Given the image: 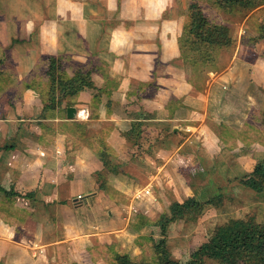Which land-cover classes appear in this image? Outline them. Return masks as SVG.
<instances>
[{"label": "crops", "instance_id": "0c3cea01", "mask_svg": "<svg viewBox=\"0 0 264 264\" xmlns=\"http://www.w3.org/2000/svg\"><path fill=\"white\" fill-rule=\"evenodd\" d=\"M95 2L85 0L83 7L76 0H0V264H92L98 255L106 264L80 210H92L91 217L105 210L106 224H122L114 213L121 202L112 195L128 193L124 179H149L157 207L166 200L171 205L204 193L222 195L218 186L228 183L223 177L244 176L264 161V58L232 60L228 72L201 73L181 57L182 29L171 26L175 16L164 17L161 0H151L147 18L141 2L115 0L114 8ZM107 16L122 20L123 32L103 48ZM152 22L155 31L148 29ZM105 53L113 54L115 64L105 62ZM48 57L60 59L66 76L73 67L90 71L94 89L45 109ZM234 67L247 72L238 77ZM68 108L76 110L73 120ZM136 124L143 125L146 140L133 146L125 134ZM141 192L134 197L147 198ZM221 207L197 216L192 239L205 241L200 224L212 222ZM51 242L65 246L64 257L61 251L47 255ZM17 249L24 255L18 258Z\"/></svg>", "mask_w": 264, "mask_h": 264}, {"label": "rangeland", "instance_id": "374dc122", "mask_svg": "<svg viewBox=\"0 0 264 264\" xmlns=\"http://www.w3.org/2000/svg\"><path fill=\"white\" fill-rule=\"evenodd\" d=\"M76 1H82V6L84 7L85 0ZM96 1L97 2L95 3L99 7H102L103 2H108L107 5L109 8L116 7L115 0ZM134 2L135 4H138L139 2L143 4V9L148 11L145 15V18H147V14H149V11H151L150 9L152 8L151 0H132L133 4ZM195 2L207 17L210 25H226L228 27L231 45L218 48L206 47L205 45L197 43L193 37H190L189 34H187V28L184 29L186 24H188V8L190 6V0H161V7L164 9V17L175 16L174 24L171 26L173 28L182 29L180 37L178 38L180 55L183 57L184 61H186L188 66H190V69L194 68L196 71L197 69H200L202 73L209 70L212 72H219L226 68L225 70L228 72L229 68H232L233 66L231 63L232 60H237L238 62L243 60L245 62L251 63V61L257 60V58H264V4L253 10H243L239 8L223 9L215 4L213 0H196ZM122 5L123 3H118V6ZM78 7L81 8V4H77V6L74 8L77 14L80 13V9ZM88 7L89 5L86 6V13H89ZM126 8H128V6ZM1 14H3V12ZM106 19L109 21L105 20L102 22L107 32L105 38H103L104 40L102 39L103 41L100 43L102 47L106 44L104 41L108 40L109 38L116 39L118 36L121 37L122 35L120 34L123 32L122 29L118 28L119 22L122 20H120L118 17L113 18L111 16H107ZM129 25V22H125L124 26L127 28ZM164 25L165 24H161L160 27H163ZM156 27L157 25L154 22L149 23L148 25V29L150 31H155ZM168 28H170V26ZM144 43H146V41H144ZM105 50L107 51V49ZM102 57H105L104 59L107 64L113 65L116 62V58H114L113 54L111 53H105ZM69 64L72 66H79L78 64L74 65L70 62ZM73 69L76 70L75 67H73ZM83 70L86 71L84 67ZM192 72L194 73L195 71L192 70ZM240 72L246 73L247 69L242 70L234 67V73L239 74L238 77H241ZM209 78L213 79L214 77L210 76ZM109 79H112V77L104 78L103 81ZM55 95H57V102L55 103L59 104L61 100L65 99V96H61L58 91L55 93ZM65 105H71V102L70 104L67 102ZM141 140H146L144 135H141ZM130 141V144L134 142L132 138ZM136 144H139V141L136 142ZM147 144L148 142H143L144 147L145 145L147 146ZM134 150H137V147L136 149L134 148ZM242 177L243 176L239 175L237 178H234L233 176L234 180L232 181L229 180L233 179L231 177H223V181L226 182L227 179L228 183H223L222 186L218 187L221 188V190H224V193L222 194L224 197H226L224 203L217 216H213L212 222L208 223L204 221L203 224H200L201 227H204L203 229H205V240L215 226L224 224L230 219H244L247 216H254L257 222H263L264 194L256 195L247 189L245 190L242 186L241 190L239 182ZM124 180L128 193L124 196H120L119 194L118 196L115 194L112 195V198H115L116 202H121L118 210H115L114 213L116 214L117 212L121 216L120 218L123 219V225H117L118 223L116 222L113 223L112 226L110 224H106L110 216L105 210H95L93 217H91L89 213L92 210L89 212H87L85 209L80 210L79 218L85 222V226L88 229L87 234L90 235L89 237H91L89 239H94V249L97 250V253L103 257L106 264H113L115 255H119L121 253H128L137 261L144 260L149 264H155L152 247L155 242L160 240L161 235L160 230L156 224H154V221H157L163 214H169L170 201L166 200L164 203H161L159 206L157 205V207H155V203L152 201L151 194L155 195L156 189L150 186L149 179H144V177L140 176L136 178L129 177ZM141 189L142 191H149V194L146 195L147 198L142 199V197H139V199L135 200V202L131 204L130 198H132V196L134 197V194L139 192ZM78 197L81 196L78 195ZM78 200L81 201L82 199L80 198ZM197 216L185 215L179 219L181 221H176L177 223L174 222L168 226L166 234L167 244L174 259L179 261L185 259L196 247L204 242L202 236L200 238L196 237L195 239H192L194 235H197L196 228L194 227L197 222ZM98 217L102 223L97 222ZM187 217H190L191 219ZM186 218L187 221H185ZM141 219L142 221H140ZM141 230H143V232H141ZM53 231H58L59 233L60 229H50L48 234L52 233ZM17 234L18 232L16 231V236H14L16 241L14 238L12 240L14 241V244L18 246L20 244H17V242H21L18 241L20 237ZM82 234L83 233L79 231L78 234L77 231L75 232V235H79L80 237L84 235ZM99 234L100 236H98ZM135 235L139 236L133 239V236ZM59 236L60 235L57 234L56 239L60 238ZM134 243L137 244L139 249H137L138 251L135 249L132 253L131 248L133 247ZM28 244L31 245L32 243L29 242ZM49 244L50 248L49 251H47L50 254L47 252V255H54L58 257V251H61V255L63 257L65 256V253L67 252L66 248H63L65 246L60 245V249V246L53 245V242ZM79 248L80 250H83V247ZM101 250L103 252H99ZM136 251L137 254H134ZM16 253L18 254V258L19 256L24 255V253H22L19 249L16 250ZM95 258L99 261L102 260L99 255ZM96 260L92 264H98L96 263ZM63 263H66V261L63 260ZM206 263L216 264L210 261H206ZM100 264L104 263L100 261Z\"/></svg>", "mask_w": 264, "mask_h": 264}, {"label": "trees", "instance_id": "16d2710c", "mask_svg": "<svg viewBox=\"0 0 264 264\" xmlns=\"http://www.w3.org/2000/svg\"><path fill=\"white\" fill-rule=\"evenodd\" d=\"M190 0L188 8L187 34L193 37L197 43L206 47H225L231 45L229 29L226 25H210L207 17L195 2ZM220 8L253 10L264 4L261 0H213ZM46 80L48 85V106L53 108L58 91L61 96H76L86 89H94L90 71H84L78 67L72 76H66L64 65L60 59L47 58ZM141 124L134 125L125 134L131 142L141 140L144 134ZM140 136V139H139ZM139 139V140H138ZM132 142V144H135ZM240 185L256 195L264 194V161L257 162L249 174L244 175ZM7 197L16 196L13 192H4ZM32 197V195H28ZM225 197L219 193L214 195L201 194L185 199L182 203L173 202L170 205L168 215L163 214L154 224L159 228L161 238L153 244L155 264H208L210 261L216 264H264V220L257 222L254 216L244 219H230L224 224L215 226L207 239L196 247L190 255L183 260L172 257L167 244L168 226L179 220L184 211L189 215H200L207 207L219 208L223 205ZM142 221V219L140 220ZM113 264H149L144 260L137 261L128 253L117 254Z\"/></svg>", "mask_w": 264, "mask_h": 264}, {"label": "water", "instance_id": "95a60500", "mask_svg": "<svg viewBox=\"0 0 264 264\" xmlns=\"http://www.w3.org/2000/svg\"><path fill=\"white\" fill-rule=\"evenodd\" d=\"M76 110L74 108L67 109V118L73 120L75 118Z\"/></svg>", "mask_w": 264, "mask_h": 264}, {"label": "built area", "instance_id": "2783aa9c", "mask_svg": "<svg viewBox=\"0 0 264 264\" xmlns=\"http://www.w3.org/2000/svg\"><path fill=\"white\" fill-rule=\"evenodd\" d=\"M149 194V191L148 190H143L142 192H141V195L144 197V196H146V195H148ZM137 199H139L138 198V195H136L135 197H134V200H137Z\"/></svg>", "mask_w": 264, "mask_h": 264}]
</instances>
